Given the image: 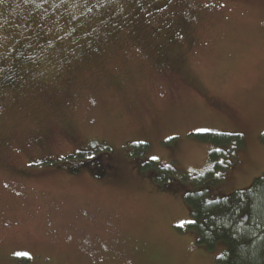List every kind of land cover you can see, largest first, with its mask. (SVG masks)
<instances>
[{
  "label": "rangeland",
  "instance_id": "374dc122",
  "mask_svg": "<svg viewBox=\"0 0 264 264\" xmlns=\"http://www.w3.org/2000/svg\"><path fill=\"white\" fill-rule=\"evenodd\" d=\"M209 171L212 200L264 176V0H0V264H216Z\"/></svg>",
  "mask_w": 264,
  "mask_h": 264
},
{
  "label": "trees",
  "instance_id": "16d2710c",
  "mask_svg": "<svg viewBox=\"0 0 264 264\" xmlns=\"http://www.w3.org/2000/svg\"><path fill=\"white\" fill-rule=\"evenodd\" d=\"M194 136L218 148H229L233 155L246 146L241 135L207 133ZM224 155L223 150H215L211 160L217 162ZM78 158L83 156L78 155ZM216 168L222 169L223 165L217 164ZM187 178L183 176L182 179L186 181ZM221 179L217 171H209L196 178V186L203 190L192 191L185 196L192 218L185 229L194 232L198 243L209 251L216 250L221 243L226 244L216 264H264V176L248 190L212 200L204 186L209 187V183L216 184Z\"/></svg>",
  "mask_w": 264,
  "mask_h": 264
},
{
  "label": "flooded vegetation",
  "instance_id": "af4514ba",
  "mask_svg": "<svg viewBox=\"0 0 264 264\" xmlns=\"http://www.w3.org/2000/svg\"><path fill=\"white\" fill-rule=\"evenodd\" d=\"M96 142H91L90 143V145L88 146V147H86V149H84V150H82V151H89V149H92L93 147H94V144H95ZM91 153V152H90ZM89 154V153H88ZM107 154H109V153H107ZM73 155H75V156H78V155H82L83 156V160H85V158L84 157H87V153H85V152H77V153H75V154H73ZM98 159V157H93V158H91V160H85V161H87V162H84V164H82L81 166H80V168H78V169H71L70 171L72 172L73 171V174H78V173H81V172H84V171H86V172H88V171H90V172H92L94 175H98V174H100L101 176H103V173H99L98 171L100 170L98 167H96L95 165H94V163H95V160H97ZM104 171V170H103ZM100 176V177H101Z\"/></svg>",
  "mask_w": 264,
  "mask_h": 264
}]
</instances>
